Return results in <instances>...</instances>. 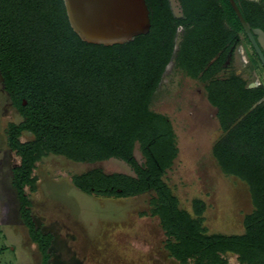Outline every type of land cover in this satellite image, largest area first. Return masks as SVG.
<instances>
[{"label": "trees", "instance_id": "1", "mask_svg": "<svg viewBox=\"0 0 264 264\" xmlns=\"http://www.w3.org/2000/svg\"><path fill=\"white\" fill-rule=\"evenodd\" d=\"M175 1L178 16L170 0H145L149 31L105 46L80 39L63 0H0V76L20 117L5 128L19 161L11 186L41 264H49L53 236L36 227L29 193L37 188V164L49 155L126 164L131 174L94 167L73 175L72 184L108 199L147 195L163 248L177 264H230L229 256L264 264V85L249 87L233 69L242 38L249 42L228 0ZM235 2L244 20L264 31L263 1ZM171 63L189 83L191 103L200 97L212 111L209 159L223 178L244 187L249 207L236 217V232L213 229L206 201L193 195L184 205L170 184L179 136L173 118L152 105ZM23 135L30 138L21 141Z\"/></svg>", "mask_w": 264, "mask_h": 264}, {"label": "rangeland", "instance_id": "2", "mask_svg": "<svg viewBox=\"0 0 264 264\" xmlns=\"http://www.w3.org/2000/svg\"><path fill=\"white\" fill-rule=\"evenodd\" d=\"M170 4L174 14L180 15L177 2L170 0ZM233 69L244 75L249 85H264V69L244 38L235 51ZM191 95L189 83L169 64L152 105L173 118L179 136L180 155L168 178L184 205L193 195L206 201L213 229L236 232V217L249 207L247 196L242 185L223 178L209 159L215 129L212 111L200 97L191 103ZM19 121L0 79V264H41L19 218L11 186V165L19 161L7 148L5 128ZM29 138L23 135L20 140ZM136 158L140 160L138 154ZM94 167L107 173L131 174L126 164L115 159L89 165L49 155L36 166V191H26L36 227L53 236L49 264H177L163 248L164 236L157 218L149 215L147 195L108 199L85 194L72 184L73 175ZM228 261L237 264L235 256H229Z\"/></svg>", "mask_w": 264, "mask_h": 264}, {"label": "water", "instance_id": "3", "mask_svg": "<svg viewBox=\"0 0 264 264\" xmlns=\"http://www.w3.org/2000/svg\"><path fill=\"white\" fill-rule=\"evenodd\" d=\"M228 2L264 69V31L244 20L235 0ZM63 4L70 27L87 43L123 44L150 28L145 0H63Z\"/></svg>", "mask_w": 264, "mask_h": 264}, {"label": "flooded vegetation", "instance_id": "4", "mask_svg": "<svg viewBox=\"0 0 264 264\" xmlns=\"http://www.w3.org/2000/svg\"><path fill=\"white\" fill-rule=\"evenodd\" d=\"M236 74H238L237 72H236ZM0 79H1V83H2V78H1V76H0ZM2 86H3V83H2ZM3 89H4V87H3ZM11 104V103H10ZM12 107V106H11ZM14 166H15V164H13V165H11V170L14 168ZM10 174H11V171H10ZM17 210H18V208H17ZM19 218H20V216H19ZM21 219V218H20ZM23 223V222H22Z\"/></svg>", "mask_w": 264, "mask_h": 264}, {"label": "crops", "instance_id": "5", "mask_svg": "<svg viewBox=\"0 0 264 264\" xmlns=\"http://www.w3.org/2000/svg\"><path fill=\"white\" fill-rule=\"evenodd\" d=\"M253 86H256V85H252V87H253ZM249 87H250V85H249Z\"/></svg>", "mask_w": 264, "mask_h": 264}]
</instances>
